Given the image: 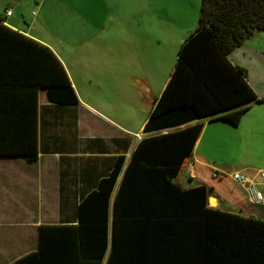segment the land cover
Listing matches in <instances>:
<instances>
[{
    "label": "trees",
    "instance_id": "16d2710c",
    "mask_svg": "<svg viewBox=\"0 0 264 264\" xmlns=\"http://www.w3.org/2000/svg\"><path fill=\"white\" fill-rule=\"evenodd\" d=\"M264 30V0H201L198 25L125 162L77 207L76 224L41 225L38 249L11 264H264V222L210 207L204 186L175 181L209 118L237 125L260 101L229 53ZM78 103L62 63L0 19V157H38V92ZM120 177V179H119ZM119 179V180H118Z\"/></svg>",
    "mask_w": 264,
    "mask_h": 264
},
{
    "label": "crops",
    "instance_id": "0c3cea01",
    "mask_svg": "<svg viewBox=\"0 0 264 264\" xmlns=\"http://www.w3.org/2000/svg\"><path fill=\"white\" fill-rule=\"evenodd\" d=\"M47 4L51 10L69 11L71 34L64 30L61 38L55 36V24H50L51 34L44 27ZM94 9L90 0H0V19L51 49L78 100L75 105L53 103L39 90L36 162L0 157V264L36 251L41 225L76 224L80 201L112 171L118 157L127 162L138 142L154 133H145L144 126L169 78L160 77L153 58L142 63L148 73L140 68L131 76L115 71L105 39L77 30L79 22L88 30L97 26L77 13ZM6 10L12 12L9 17ZM175 35L168 43L174 40L179 49L190 34ZM228 59L247 71L260 101L249 104L237 125L205 118L179 126L202 124V129L175 181L182 189L206 187L210 207L264 222V203L251 204L243 187L229 177L264 169V30H256ZM125 104L130 112L123 116ZM213 172L227 177H213Z\"/></svg>",
    "mask_w": 264,
    "mask_h": 264
},
{
    "label": "rangeland",
    "instance_id": "374dc122",
    "mask_svg": "<svg viewBox=\"0 0 264 264\" xmlns=\"http://www.w3.org/2000/svg\"><path fill=\"white\" fill-rule=\"evenodd\" d=\"M90 1L97 7L93 12L98 14L97 19L88 11L80 10L77 13L97 26L88 30L79 22L77 30H84L83 33L86 35L96 33L97 40L100 37L105 39V49L112 52L110 64H113L115 71L118 73L121 71L123 76L135 74L138 68L140 73L141 69L148 73L142 68V63H146L148 58L150 61L153 58L156 67L160 69V77L164 79L169 78L178 52L174 40L171 45L168 39L185 31L189 35L196 29L201 5V0ZM44 14L46 15L44 27L49 28L50 34L52 23L55 24L53 27L55 36L61 37L67 29L70 34L73 32L72 16L68 10H51L47 4ZM129 112L130 107L125 104L123 116ZM135 115L136 111L133 110V117Z\"/></svg>",
    "mask_w": 264,
    "mask_h": 264
},
{
    "label": "built area",
    "instance_id": "2783aa9c",
    "mask_svg": "<svg viewBox=\"0 0 264 264\" xmlns=\"http://www.w3.org/2000/svg\"><path fill=\"white\" fill-rule=\"evenodd\" d=\"M11 10H6L5 15L9 17ZM36 12H32V16H35ZM229 175V174H228ZM213 177L227 176L222 173L213 172ZM229 177L236 184L243 187L247 199L251 204L259 205L264 203V169L255 170L254 174L246 175L241 172H233Z\"/></svg>",
    "mask_w": 264,
    "mask_h": 264
}]
</instances>
